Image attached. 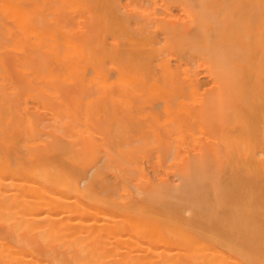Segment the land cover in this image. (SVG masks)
<instances>
[{
	"label": "bare ground",
	"instance_id": "obj_1",
	"mask_svg": "<svg viewBox=\"0 0 264 264\" xmlns=\"http://www.w3.org/2000/svg\"><path fill=\"white\" fill-rule=\"evenodd\" d=\"M0 264H264V0H0Z\"/></svg>",
	"mask_w": 264,
	"mask_h": 264
},
{
	"label": "rangeland",
	"instance_id": "obj_2",
	"mask_svg": "<svg viewBox=\"0 0 264 264\" xmlns=\"http://www.w3.org/2000/svg\"><path fill=\"white\" fill-rule=\"evenodd\" d=\"M145 167L150 171V173L152 174V172H151V169H150V167H149V164L147 163V162H145Z\"/></svg>",
	"mask_w": 264,
	"mask_h": 264
}]
</instances>
